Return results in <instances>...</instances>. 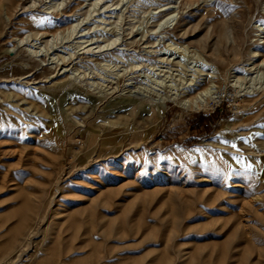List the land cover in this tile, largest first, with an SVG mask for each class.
<instances>
[{
    "label": "rangeland",
    "instance_id": "rangeland-1",
    "mask_svg": "<svg viewBox=\"0 0 264 264\" xmlns=\"http://www.w3.org/2000/svg\"><path fill=\"white\" fill-rule=\"evenodd\" d=\"M263 59L264 0H0V264H264Z\"/></svg>",
    "mask_w": 264,
    "mask_h": 264
},
{
    "label": "bare ground",
    "instance_id": "bare-ground-1",
    "mask_svg": "<svg viewBox=\"0 0 264 264\" xmlns=\"http://www.w3.org/2000/svg\"><path fill=\"white\" fill-rule=\"evenodd\" d=\"M57 3V2H56ZM46 9V8H45ZM68 46V45H67ZM39 47V46H38ZM40 49V48H39ZM38 52V51H37ZM36 54V53H35ZM36 56H37V54H36ZM59 59H60V57H59ZM63 61H65L66 60V57L65 56H62V58H61ZM264 60V59H263ZM264 66V65H263ZM60 69V68H59ZM193 83V82H192ZM191 83V84H192ZM210 90L211 89H206V90H204V91H201V94H209V92H210ZM204 92V93H203ZM189 100V99H188ZM188 100H187V104L189 105V106H198V104L200 103V102H202L204 99H202V100H197V99H192V101H189L188 102Z\"/></svg>",
    "mask_w": 264,
    "mask_h": 264
},
{
    "label": "snow or ice",
    "instance_id": "snow-or-ice-1",
    "mask_svg": "<svg viewBox=\"0 0 264 264\" xmlns=\"http://www.w3.org/2000/svg\"><path fill=\"white\" fill-rule=\"evenodd\" d=\"M262 126H264V125H262ZM233 146H235V145H233Z\"/></svg>",
    "mask_w": 264,
    "mask_h": 264
}]
</instances>
